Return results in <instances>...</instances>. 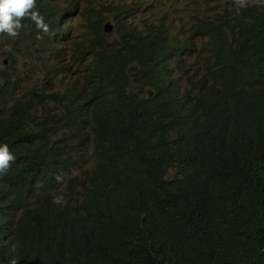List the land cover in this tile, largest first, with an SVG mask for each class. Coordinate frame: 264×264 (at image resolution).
<instances>
[{
    "label": "trees",
    "instance_id": "trees-1",
    "mask_svg": "<svg viewBox=\"0 0 264 264\" xmlns=\"http://www.w3.org/2000/svg\"><path fill=\"white\" fill-rule=\"evenodd\" d=\"M115 9L113 39L85 6L70 42L68 13L50 2L47 33L28 18L17 37L0 33L11 62L0 69V144L15 156L0 172V264H264V0L211 26L193 21L199 48L180 50L177 37L157 39L143 24L151 41L133 39L136 85L188 75L198 87L191 108L164 119L133 109L123 63L61 85L88 56L96 64L128 47L137 11ZM33 83L24 108L9 106ZM40 162L30 173L44 180L33 186L23 169ZM58 195L65 203H53Z\"/></svg>",
    "mask_w": 264,
    "mask_h": 264
},
{
    "label": "clouds",
    "instance_id": "clouds-1",
    "mask_svg": "<svg viewBox=\"0 0 264 264\" xmlns=\"http://www.w3.org/2000/svg\"><path fill=\"white\" fill-rule=\"evenodd\" d=\"M75 1L77 4L60 7L59 0H0V33H6L8 36L13 38L17 37L19 35L18 30L23 27L21 21L25 18L31 19L35 23L38 30L47 33L48 25L45 24L44 19L40 14H43L45 5L50 2L55 12L68 13L64 19L66 30H69L67 28L66 18L69 15H73L78 17L80 23V17L74 13V11L77 9L82 10L85 6H87L86 15H90L91 19H97V16L91 15V12H98L99 17L103 19L101 24L102 33L110 39H113L116 37L117 28V22L113 17V15L117 13L115 8L122 4L123 6L131 7L132 12L134 10L137 11L136 16L132 19V27H135L136 29L129 27L125 32L128 47L123 42V46L127 48L107 50L103 59L96 64L91 63V57L88 56L86 65L78 71H73L66 75L61 85L65 86L74 81L78 76L84 73L92 72L97 68H108L119 63H123V79L129 82L128 94L132 100L131 105L133 109L137 113L142 111L144 114L153 115L152 118L160 117L162 119L170 117L174 112H182L185 109L191 108L197 94L198 87H195L197 90L193 88L191 83L193 79H191L188 75H184L178 83H168L162 88L155 86L153 82V75L147 84L141 87L136 85L132 70L141 67L138 61H133L130 58L131 52L137 50V47L133 43V39L140 40L142 47L149 45L151 41L150 38L141 31L143 24L154 25L151 35L157 39H167L169 34L170 36L177 37L178 41L175 40V43L177 42V46L180 50H184L185 48H189L193 45H197V48H199L203 41L198 40L193 42L189 39V29L193 21L197 20L200 25L211 26L212 24L218 23V18L222 15L231 11L238 12L244 10L247 5H251L253 3L259 4L262 2V0H230L232 3L225 4L224 0H220L218 3H207L203 0L202 4L204 8L199 11L196 9L193 10V7L197 5V0H193L191 2L186 1L187 4L184 5V8L192 10L191 24L188 27L186 34L184 29L177 28V25L175 24H183L182 18L179 17L178 21H176L171 15L173 12L178 11L177 4L179 3V0H104L98 3H91L90 0ZM78 5H82L83 8H79ZM224 9L225 11L222 12ZM79 28V34L73 39V41H76L82 33L81 27ZM104 28L106 29V32L104 31ZM67 37L71 39L69 34ZM9 47L10 46L0 47V58H3L0 63V69L8 67L6 64L11 63L8 61L9 58L6 55V50L9 49ZM171 60L187 61L183 57L177 56L171 57ZM15 69H20V71H22L21 68ZM6 74L12 82H14L17 78L15 73L11 70L6 71ZM178 76L179 74L177 72H173L172 78L175 79ZM34 84L35 83L31 85L25 84L23 91L15 94L8 102L9 106L13 108H24V102L28 97L30 87L34 86ZM14 160L15 156L12 154L8 145L0 144V172L7 171ZM44 165H46L44 162H40L34 167L25 166L23 169L24 174L22 176L27 177L33 186H40L44 179L32 177L30 171L33 168ZM56 179L57 181H60L62 177L57 176ZM49 191L50 190L41 191L36 195V197L44 198ZM53 203H65L64 197L62 195L54 197ZM9 264H17V260L12 258L9 261Z\"/></svg>",
    "mask_w": 264,
    "mask_h": 264
},
{
    "label": "rangeland",
    "instance_id": "rangeland-1",
    "mask_svg": "<svg viewBox=\"0 0 264 264\" xmlns=\"http://www.w3.org/2000/svg\"><path fill=\"white\" fill-rule=\"evenodd\" d=\"M104 0H90L91 3H98V2H102ZM187 2H191L193 0H179V3L177 4V9L178 11L173 12L171 15L172 17L178 21V18L181 17L182 18V22L181 23H175L177 25V28H182L184 29L185 33L187 34V30L188 27L191 24V19H192V10L191 9H185L184 5L187 4ZM203 0H197V5H195L193 7V10H199L201 11L204 7L202 4ZM59 4L60 7H64L66 5H72V4H77V2L75 0H59ZM79 8H83L82 5H78ZM180 22V21H179ZM66 24H67V28L69 29V37L71 39L70 42H73V39L76 38V36L79 34V19L78 17H75L73 15H69L66 18ZM3 58H0V63L2 61ZM18 63L15 65V68H25L28 60L24 57H18ZM11 63H7L6 65H9ZM31 85V84H29Z\"/></svg>",
    "mask_w": 264,
    "mask_h": 264
},
{
    "label": "water",
    "instance_id": "water-1",
    "mask_svg": "<svg viewBox=\"0 0 264 264\" xmlns=\"http://www.w3.org/2000/svg\"><path fill=\"white\" fill-rule=\"evenodd\" d=\"M104 31L106 32V29L104 28Z\"/></svg>",
    "mask_w": 264,
    "mask_h": 264
},
{
    "label": "bare ground",
    "instance_id": "bare-ground-1",
    "mask_svg": "<svg viewBox=\"0 0 264 264\" xmlns=\"http://www.w3.org/2000/svg\"><path fill=\"white\" fill-rule=\"evenodd\" d=\"M63 48V47H62Z\"/></svg>",
    "mask_w": 264,
    "mask_h": 264
}]
</instances>
